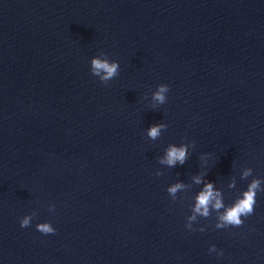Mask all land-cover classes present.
Segmentation results:
<instances>
[{
  "label": "water",
  "instance_id": "95a60500",
  "mask_svg": "<svg viewBox=\"0 0 264 264\" xmlns=\"http://www.w3.org/2000/svg\"><path fill=\"white\" fill-rule=\"evenodd\" d=\"M197 176L253 213L189 220ZM0 264H264V0H0Z\"/></svg>",
  "mask_w": 264,
  "mask_h": 264
},
{
  "label": "clouds",
  "instance_id": "9594fccd",
  "mask_svg": "<svg viewBox=\"0 0 264 264\" xmlns=\"http://www.w3.org/2000/svg\"><path fill=\"white\" fill-rule=\"evenodd\" d=\"M91 72L98 76L102 82L111 80L119 71V61L109 60L106 56L93 57L90 61ZM167 91V85H160L158 90L153 94L154 99L163 102L165 99L164 93ZM162 124H152L148 128V135L155 138L159 135ZM188 146L185 144L169 145L161 158L162 163L169 166H175L177 163L183 164L188 155ZM251 169H246L243 172L244 176H248ZM196 183H203L202 189L196 194L192 215L189 220H194L197 214L207 217L210 209L217 210V228H227L228 226H239L244 223L242 217H248L254 211L256 204L257 193L260 190L261 181L258 178L252 179L248 185L239 193L238 196L229 204H225L222 200V194L215 189L213 181H202V178L197 176L194 178ZM184 185L182 182H177L168 188L170 193H175ZM223 209L222 211H219ZM30 216H24L19 220L21 227H26L30 223ZM36 229L42 234H51L56 232V228L51 222H40ZM203 231V229H201ZM208 251L215 253L217 257L223 255L222 249H217L215 244L209 245Z\"/></svg>",
  "mask_w": 264,
  "mask_h": 264
}]
</instances>
